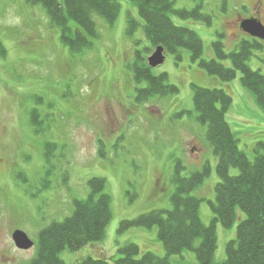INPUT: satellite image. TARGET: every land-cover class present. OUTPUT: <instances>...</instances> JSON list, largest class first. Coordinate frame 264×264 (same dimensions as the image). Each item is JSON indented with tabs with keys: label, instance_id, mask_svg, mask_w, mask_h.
Returning a JSON list of instances; mask_svg holds the SVG:
<instances>
[{
	"label": "rangeland",
	"instance_id": "1",
	"mask_svg": "<svg viewBox=\"0 0 264 264\" xmlns=\"http://www.w3.org/2000/svg\"><path fill=\"white\" fill-rule=\"evenodd\" d=\"M117 1L120 10L113 25L108 27L97 20L98 38L93 40L92 48L72 53L60 42L58 29L50 26L40 5L0 0V264H27L36 253L38 232L71 214V200L88 196V180L92 177L106 180L112 218L101 241L75 252L63 250L60 258L66 264H75L87 255L100 256L99 247L116 256L117 247L125 241L135 242L141 251L163 256L156 227H131L120 233L117 228L120 220L170 207V177L177 162L183 166V176L205 163L210 165L202 187L195 192L201 199L200 219L209 224V201L215 200L213 186L219 181L218 158L193 121L192 84L223 89L231 96L226 121L236 134L238 148L250 159L255 143L264 142V110L241 85L240 72L231 81H222L208 74L198 60H192L187 49L178 50L180 58L166 53L164 62L153 69L155 74L166 72L168 83L176 86L177 92L136 103V88L145 83L133 80L129 65L133 51L150 44L139 29L135 32L140 42L137 46L125 35L126 14L135 17L137 10L129 0ZM256 1L173 0L174 9L190 11L199 6L197 10L208 21L177 15L171 18L176 25L198 34L203 44L201 59L209 60L215 58L214 41L220 39L225 52H230L239 41L251 39L237 27L236 20L256 14L264 24V0ZM154 50L152 47L146 54L148 58ZM217 61L232 67L228 57ZM247 64L264 73V41L260 50H252ZM32 109L39 111L46 130L43 135L33 132L28 115ZM102 128L106 131L104 137L99 132ZM96 133L97 142L104 144L105 156L95 148ZM190 136L200 142L193 153ZM45 141L63 144L67 159L54 157L46 164L42 158ZM237 170L231 168L230 174ZM156 182H161L160 192L150 193ZM236 225L228 229L216 225V260L224 259L225 244L235 237ZM17 229L33 240L31 248H15L12 233ZM171 261L198 264L192 251H184L183 257L172 256Z\"/></svg>",
	"mask_w": 264,
	"mask_h": 264
},
{
	"label": "trees",
	"instance_id": "2",
	"mask_svg": "<svg viewBox=\"0 0 264 264\" xmlns=\"http://www.w3.org/2000/svg\"><path fill=\"white\" fill-rule=\"evenodd\" d=\"M25 1L31 6L40 5L45 10L50 26L59 31L60 42L67 45L72 53L91 49L93 40L98 38L97 20H103L110 27L120 10L117 0ZM129 1L135 6L137 16L133 17L127 12L125 35L137 46L140 42L135 38V32L139 29L150 44L142 50L136 48L129 65L133 80L137 84L145 83L144 87L136 88V103L144 104L153 97L177 92V87L168 83L166 72L155 74L154 68L149 67L146 62V54L150 53L152 47L162 46L164 54L172 53L177 58H180L179 49H187L191 59L198 60L199 66L208 74L225 82L234 79L239 71L241 85L264 110V73L251 69L247 64L252 50H260L264 40L250 37V40L239 41L232 51L225 52L224 44L218 39L212 43L216 59L204 60L201 59L203 44L198 34L192 29L176 25L171 18V15H177L180 18L208 21V17L197 10L199 6L188 11L174 9L173 0ZM257 2L258 0L256 4ZM239 22L240 20H236L237 27ZM0 50L3 51L2 46ZM226 57L230 58L232 67H226L217 61ZM191 89L195 114L193 121L198 129L203 131L204 138L218 158L216 174L219 181L212 185L215 200L209 201L212 213L210 223L204 224L200 219L201 199L195 194L208 176L210 165L205 163L201 169L183 176V166L177 162L170 177L173 184V191L168 195L170 207L152 209L132 219L120 220L117 228L120 233L131 227H156L164 255L159 256L149 250L141 251L135 242L125 241L117 247L116 256L106 254L99 247L100 256L87 255L75 264H172L171 257H183L184 251L194 252L198 264H264V142L255 143L253 158L250 159L238 148L236 134L226 121L225 114L232 103L231 96L223 89L203 88L194 84ZM37 100L40 101V98ZM62 102L60 99L57 103L59 112ZM28 115L33 132L43 135L46 130L42 127L43 121L39 118V111L32 109ZM121 115L120 112L118 117ZM102 129H99V132L104 137L106 131ZM98 137L99 134L96 133L95 148L100 156H105L104 144L101 140L97 142ZM188 142H191L190 149L192 144L194 145L191 149L193 153L200 142L197 137L191 136L188 137ZM63 149V144L59 146L56 142L45 141L42 151L44 162L50 164L54 157L59 159V156L67 159ZM231 168H237V173L231 175ZM156 184V187L150 189V193L160 192L161 182ZM88 187L89 194L86 198L71 200L73 209L69 216L61 221H53L38 232L36 253L27 264H66L60 258L63 250L75 252L103 239L105 229L112 218L111 198L106 192V180L102 177H92L88 180ZM68 203L70 205V201ZM240 213L244 214L242 218ZM236 222L235 237L226 242L224 259L218 261L215 259L216 225L220 223L228 229Z\"/></svg>",
	"mask_w": 264,
	"mask_h": 264
},
{
	"label": "water",
	"instance_id": "3",
	"mask_svg": "<svg viewBox=\"0 0 264 264\" xmlns=\"http://www.w3.org/2000/svg\"><path fill=\"white\" fill-rule=\"evenodd\" d=\"M240 28L252 37L264 39V26L258 19L249 18L242 20L240 22ZM162 51L163 47L158 46L148 58V63L151 67H155L163 62ZM12 240L19 249H28L32 246V241L20 230H16L12 233Z\"/></svg>",
	"mask_w": 264,
	"mask_h": 264
}]
</instances>
